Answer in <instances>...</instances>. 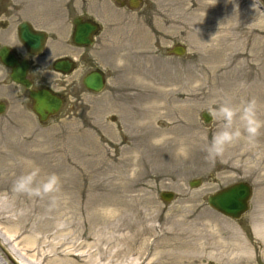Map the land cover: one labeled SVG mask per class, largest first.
<instances>
[{
	"label": "rangeland",
	"instance_id": "1",
	"mask_svg": "<svg viewBox=\"0 0 264 264\" xmlns=\"http://www.w3.org/2000/svg\"><path fill=\"white\" fill-rule=\"evenodd\" d=\"M11 10L48 19L49 60L76 57L74 16L93 15L102 31L70 75L45 72L64 100L48 122L38 121L25 91H8L0 115V194L7 197L0 246L19 264H264V127L215 159L207 153L224 123L211 114L221 103L255 99L264 121L259 0H142L132 10L111 0H0V14L17 23ZM174 46L186 54L171 55ZM94 69L106 76L99 94L82 84ZM170 127L176 140L155 146ZM185 135L191 139L180 140ZM180 141L187 159L176 156ZM33 167L41 177L56 174L58 191L14 193V181ZM191 180L200 185L189 187ZM237 182L249 183L252 196L236 222L207 198ZM161 192L174 198L164 202ZM0 264H13L1 248Z\"/></svg>",
	"mask_w": 264,
	"mask_h": 264
},
{
	"label": "water",
	"instance_id": "2",
	"mask_svg": "<svg viewBox=\"0 0 264 264\" xmlns=\"http://www.w3.org/2000/svg\"><path fill=\"white\" fill-rule=\"evenodd\" d=\"M260 2L262 4L260 7L264 11V0H260ZM137 7L138 6L136 4L134 8ZM73 25L74 30L71 37L72 43L81 47L91 46L93 44V37L98 31V25L94 22L83 21L80 17L73 20ZM23 28H26V26L22 25L20 29ZM35 38L36 37L23 35L22 39L27 46L35 49V53L37 54L41 49L42 39L40 41L33 40ZM33 41H35L34 44H32ZM170 54L182 57L186 54V48L184 46H174L170 50ZM1 59L5 65L12 68V79L18 83L24 84L26 88L29 89L30 86L25 84L22 76L20 78H17L16 76L17 70L15 69V66H18L16 61L7 53L1 55ZM74 66L75 63L72 59L60 58L55 60L53 69L56 72L69 75L73 72ZM82 83L86 90L93 94H98L104 90L105 77L104 74L98 70L91 71L84 76ZM29 98L32 101V112L40 123H46L51 120L60 112L63 106V99L50 89L30 90ZM4 112L5 106L0 102V115L4 114ZM201 118L204 123H209L212 120V117L208 112H204L201 115ZM199 185L200 180H191L189 182V187L191 188H196ZM159 196L164 202H170L174 198V194L172 192H161ZM251 196V185L247 182H237L208 196L207 204L219 214L237 222L248 213L250 209ZM0 248L11 263L19 264L8 252V250L1 246Z\"/></svg>",
	"mask_w": 264,
	"mask_h": 264
},
{
	"label": "flooded vegetation",
	"instance_id": "3",
	"mask_svg": "<svg viewBox=\"0 0 264 264\" xmlns=\"http://www.w3.org/2000/svg\"><path fill=\"white\" fill-rule=\"evenodd\" d=\"M111 1L115 5L116 8L126 9V10L137 9L142 2V0H117V1L111 0ZM136 4L138 7L134 8ZM72 8H73L72 3H69L66 6L67 11L73 12L74 10ZM12 12H14L13 14L16 15L18 18L17 23L16 22L13 23L14 22L13 19L9 20L8 17H11L12 15L6 16V15L0 14V23L7 22L9 20L8 24H0V54L4 55L5 53H7L16 61V64L18 65V66H15V69L17 70V74H16L17 78H20L22 76L23 81L25 82V84L29 85L30 88L27 89L24 84L18 83L12 79L13 70L11 67L3 63L1 59V55H0V102L4 104L5 111L7 109L6 101L8 100V94H9L8 91L12 89L11 87H15V89H20L26 92L27 99L29 100L31 104V109H32V101L29 98L30 90L50 89L54 91L48 85L49 80L47 79L48 77L47 75H45V72H49L50 69L54 71L53 64L55 61L53 62V60L66 57V55L57 56L49 60L50 58L49 50L51 49L50 38L52 37V35L49 33L50 26H49L48 19L40 15L24 17V16L16 14V11H12ZM83 14L84 15L82 16L80 15L74 16L73 20L75 18L80 17L82 18L83 21L94 22L95 24L98 25V31L93 37V44L91 46H86V47L76 46L72 43V40H71L72 33L74 30V25H73V20H72V31H71V36L69 40L78 49V51L75 52L76 57H73L70 55L68 56V58L74 59V63H75L74 70L78 64L81 65L83 63L82 61L85 58L89 57L90 53L87 51L88 49H90L89 47H93L95 43V37L102 31V25L96 19V17H94L93 15H87L85 13ZM22 25H25L26 28L20 29ZM23 35L36 37L33 40H37V41H40L42 39L41 49L39 50L37 54L35 53L36 51L35 49H33L30 46H27L26 43L23 41L22 39ZM34 43L35 41H33L32 44ZM49 66L50 68H48ZM95 70L102 72L99 69H94L91 71H95ZM89 72H87L86 74H88ZM56 73L64 75L60 72H56ZM104 77L106 81V76L104 75ZM3 87H4V90H3ZM54 92L58 94L56 91Z\"/></svg>",
	"mask_w": 264,
	"mask_h": 264
},
{
	"label": "clouds",
	"instance_id": "4",
	"mask_svg": "<svg viewBox=\"0 0 264 264\" xmlns=\"http://www.w3.org/2000/svg\"><path fill=\"white\" fill-rule=\"evenodd\" d=\"M216 3V2H215ZM196 31H199L196 29ZM123 55V54H122ZM125 61L118 57L116 64L122 67ZM257 102L255 99L243 103L239 106H233L229 102H223L219 108L214 110L211 114L214 117L221 119L224 123L221 129L216 131L207 147L209 158L215 159L221 156L226 148L240 139H246L249 142L255 140L260 134V129L264 127V121L257 117ZM239 120V126L233 127L234 121ZM171 139L167 134L154 138L152 143L155 146H160L166 140ZM189 150L183 141H180L176 148L177 158L187 159ZM133 163L135 164L140 157L139 152L132 153ZM139 169L133 167L131 175H135ZM59 177L56 174H46L40 176V169L33 167L28 173L17 177L12 186L14 193H25L30 196H44L58 191ZM6 195L0 194V203L6 202Z\"/></svg>",
	"mask_w": 264,
	"mask_h": 264
},
{
	"label": "bare ground",
	"instance_id": "5",
	"mask_svg": "<svg viewBox=\"0 0 264 264\" xmlns=\"http://www.w3.org/2000/svg\"><path fill=\"white\" fill-rule=\"evenodd\" d=\"M168 119H171V118L168 117ZM165 125L168 126V123L165 122ZM189 127L191 129V125H189ZM166 134L171 137V139H168V140H176L177 133H176V130L174 129V127H170V129L168 131H166ZM179 138H180V140H190L191 139V136L190 135L189 136L188 135H185V136L179 137ZM168 140H166V141H168Z\"/></svg>",
	"mask_w": 264,
	"mask_h": 264
}]
</instances>
